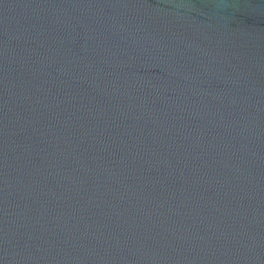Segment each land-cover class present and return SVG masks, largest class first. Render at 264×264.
<instances>
[{"label": "water", "instance_id": "1", "mask_svg": "<svg viewBox=\"0 0 264 264\" xmlns=\"http://www.w3.org/2000/svg\"><path fill=\"white\" fill-rule=\"evenodd\" d=\"M0 264H264V0H0Z\"/></svg>", "mask_w": 264, "mask_h": 264}]
</instances>
